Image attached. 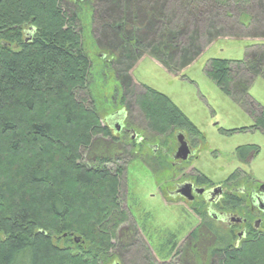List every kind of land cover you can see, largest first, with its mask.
<instances>
[{"label": "trees", "instance_id": "16d2710c", "mask_svg": "<svg viewBox=\"0 0 264 264\" xmlns=\"http://www.w3.org/2000/svg\"><path fill=\"white\" fill-rule=\"evenodd\" d=\"M64 1L0 0V264H111L114 250L122 246L115 242L118 232L130 218L123 206L124 167H109L106 149L94 164L83 159L94 137H107L109 130L90 97L92 64L83 48L79 14L66 9ZM84 1L99 11L102 1ZM118 1L121 16L110 27L123 39L122 45L127 35L136 33L138 15L146 13L150 30H156L149 41L153 54L165 66L201 54L199 36L194 50L188 52L193 35L182 44L187 27L165 26L166 0H148L145 5L140 0ZM238 1L243 11L251 2ZM218 2L184 0V11L200 17L201 5L219 7ZM158 7L156 23L163 26L161 31L151 18ZM170 29L178 35L164 40L161 32ZM134 37L128 57L133 63L146 39ZM171 46L181 52L170 55ZM263 50L252 51L240 61L211 59L207 73L227 95L248 98L253 77H264ZM121 52L115 55L116 62L124 59L126 52ZM124 76L121 80L127 85L130 77L123 80ZM142 88L132 102L145 109L148 128L161 133L176 127L197 130L166 94ZM261 114L258 125L264 128V109ZM214 254L219 264H264L262 242Z\"/></svg>", "mask_w": 264, "mask_h": 264}, {"label": "rangeland", "instance_id": "374dc122", "mask_svg": "<svg viewBox=\"0 0 264 264\" xmlns=\"http://www.w3.org/2000/svg\"><path fill=\"white\" fill-rule=\"evenodd\" d=\"M98 1H102L97 7L99 13L94 12L91 3L84 0H65L64 4L70 12L79 14L77 23L78 28H82L83 48L92 64L90 97L102 122L105 123V119L111 116L119 115L122 119L125 112L122 99H125L131 108L132 121L143 125L145 109L134 112L131 104L133 95L139 97L142 87L149 86L166 94L202 132L197 159L193 161L196 168L213 180L220 181L239 169L243 173H251L253 178L264 183V128L258 125L264 109V77H253L247 89L248 98H235L227 95L207 73L211 59L240 61L245 60L250 52L255 51L257 54L259 48L264 49V0H251L244 11L241 1L219 0V7L201 5L204 9H200V17L198 14L192 15L191 11H184V0H161L163 3L165 1L164 20H168H165V26L175 28L180 23L176 27L178 30L187 27L182 44H188L187 41L193 35L190 46L186 47L188 52H192L198 44L196 36H199L202 49L201 54L192 60L178 58L172 60L169 67L153 54V46L149 41H152L150 36L154 37L156 30H150L151 25L146 23L149 14L138 15L137 34L127 35L126 43L122 45L123 39L110 27L121 16L120 1ZM140 1L145 5L148 0ZM149 1L153 3L156 0ZM158 9L151 14L155 23ZM99 14L103 20L99 19ZM160 25L158 28L161 31L163 26ZM209 34L214 37L207 40ZM135 35H142L146 39L139 47V57L133 63L128 57L132 55L130 46ZM161 35L164 40L170 41L178 33L170 29L161 32ZM122 50L126 52L124 59L120 63L116 62L115 55H122ZM178 52L181 51L174 46L169 49L170 55L175 56ZM121 72V75H125L123 80H129L130 77L127 85L121 80ZM107 122L112 128L116 123L114 120ZM243 145L259 147V152L249 163L237 157L236 149ZM103 149L108 150L111 159L109 167L116 168L117 164L125 169L122 179L123 206L130 212L129 221L118 232L115 242L122 246L114 250L116 258L113 262L149 264V255L154 264L158 260L156 252L159 251V245L174 236L170 240L172 248L169 253L174 251L176 244L189 233L198 218L183 206L172 205L174 201L167 193L164 199L159 194L160 190L171 189V181L168 183L173 171L170 160L166 163L167 168L160 170L155 158L149 157L152 156L150 150L147 151L149 158L143 164L127 156V150L125 152L117 143L97 136L88 151L83 153L84 161L90 164ZM187 258L189 262L196 263L191 254Z\"/></svg>", "mask_w": 264, "mask_h": 264}, {"label": "flooded vegetation", "instance_id": "af4514ba", "mask_svg": "<svg viewBox=\"0 0 264 264\" xmlns=\"http://www.w3.org/2000/svg\"><path fill=\"white\" fill-rule=\"evenodd\" d=\"M122 101L124 117L111 116L105 119V123L102 122L109 130L106 139L117 143L125 152L127 150V156L143 164L145 159L155 158L160 170H165L170 160L173 171L168 183L171 181V189L160 190L159 194L164 199L167 193L174 201L172 205L183 206L198 218L189 233L176 244L174 251L169 253L172 248L170 240L174 236L159 245L156 252L158 260L154 264H205V261L207 264H219L214 254L218 250L232 247L240 251L250 244H264V183L239 169L224 180H213L196 168L193 162L197 159L202 132L178 127L165 133L153 131L147 127L144 115L143 125L139 126L132 121L129 102ZM131 106H134V112H138L137 105L132 103ZM110 120L116 122L113 128L107 122ZM251 148L259 150L257 145H243L236 149L240 161L249 163L259 152ZM149 150L152 156L147 155ZM185 153L187 158H182ZM196 230L203 232V236L200 233L193 235ZM189 254L196 263L189 262ZM147 257L149 264H153L152 258Z\"/></svg>", "mask_w": 264, "mask_h": 264}, {"label": "water", "instance_id": "95a60500", "mask_svg": "<svg viewBox=\"0 0 264 264\" xmlns=\"http://www.w3.org/2000/svg\"><path fill=\"white\" fill-rule=\"evenodd\" d=\"M183 151V150H182ZM185 152V151H184ZM183 153V152H182ZM182 156V158H187V155H186V153L184 154V155H181ZM64 236H66V234H64ZM79 238H75V241L76 242H79Z\"/></svg>", "mask_w": 264, "mask_h": 264}]
</instances>
